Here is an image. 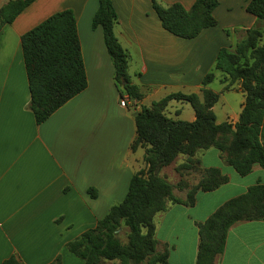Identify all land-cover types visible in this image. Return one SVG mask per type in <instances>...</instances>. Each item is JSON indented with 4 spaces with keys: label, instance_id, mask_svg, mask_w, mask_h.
Listing matches in <instances>:
<instances>
[{
    "label": "crops",
    "instance_id": "1",
    "mask_svg": "<svg viewBox=\"0 0 264 264\" xmlns=\"http://www.w3.org/2000/svg\"><path fill=\"white\" fill-rule=\"evenodd\" d=\"M8 2L0 0V8ZM112 2L118 16L115 34L129 55L128 74L141 94L135 101L139 106L118 88L103 29L93 28L98 0H36L0 31V264L12 256L23 264H54L57 259L60 264H85L67 244L123 202L134 174L145 168V148L132 150L135 114L141 106L151 107L176 93L202 97V91L209 90L219 95L213 107L217 123L239 120L245 103L241 82L231 84L220 71L214 72L220 89H212L215 80L206 86L203 80L216 66L219 51L234 47L243 38L240 33L245 35L258 24L245 10L249 0H220L214 12L218 25L192 40L164 30L152 0ZM159 2L180 3L190 10L196 0ZM64 10H72L77 20L88 86L38 125L29 109L21 37ZM227 28H233V36L226 34ZM132 69L137 71L132 74ZM230 94L239 97L236 111L227 98ZM165 114L175 121L196 120L192 105L182 101H171ZM186 159L180 155L160 176L176 185L165 171ZM195 159L200 169L221 170L229 183L213 192H199L194 207L170 203L155 217L157 252L168 253L169 264H196L199 224L249 187L264 184L262 168L255 166L241 177L215 148L199 151ZM200 178L201 174L195 185ZM175 195L184 200L187 190L177 189ZM217 264H264V221L233 226Z\"/></svg>",
    "mask_w": 264,
    "mask_h": 264
},
{
    "label": "trees",
    "instance_id": "2",
    "mask_svg": "<svg viewBox=\"0 0 264 264\" xmlns=\"http://www.w3.org/2000/svg\"><path fill=\"white\" fill-rule=\"evenodd\" d=\"M36 0H11L0 8V31ZM99 8L93 28L101 27L104 41L115 69V82L129 99H141L128 74L129 55L120 44L115 26L117 12L112 0H98ZM220 0H196L190 10L180 3L165 6L152 0V7L164 30L175 37L192 40L205 29L218 25L214 16ZM246 12L257 25L246 31L234 47L222 48L215 70L222 72L231 84L241 82L245 103L238 122L217 123L213 107L219 95L203 90L197 94H171L141 106L135 117L137 137L132 150L145 148V168L134 174L123 202L112 206L97 225L67 244V249L85 264H169L168 253L157 252L155 217L167 211L168 205H196L199 192H213L229 183V177L217 168L201 169L200 181L194 186L171 184L160 171L173 164L180 155L188 157L178 167L179 173L200 167L195 156L199 151L215 148L227 164L241 177L255 166L264 171V0H249ZM21 45L30 90L29 109L38 125L87 89L88 80L83 60L77 20L72 10L58 12L21 37ZM216 78L214 72L203 80L206 86ZM126 83V85H124ZM171 101L192 105L194 122L175 121L166 116ZM187 190L184 200L175 190ZM94 190L89 193L94 196ZM264 221V184L258 183L247 192L230 199L204 223L199 224V247L196 264H217L225 252L229 230L239 223ZM127 241L122 242V229ZM4 264H23L16 256ZM54 264H60L57 259Z\"/></svg>",
    "mask_w": 264,
    "mask_h": 264
},
{
    "label": "rangeland",
    "instance_id": "3",
    "mask_svg": "<svg viewBox=\"0 0 264 264\" xmlns=\"http://www.w3.org/2000/svg\"><path fill=\"white\" fill-rule=\"evenodd\" d=\"M4 1H10V0H4ZM257 26L258 27H260V25L259 24H257ZM226 34L228 35V36H233V28H227L226 30ZM240 36H242V37H244V35H243V33H240ZM231 40H233L232 38H231ZM262 44H264V38H263V41H262ZM134 71H137V70H135V69H132L131 70V73L133 74L134 73ZM212 72H215V73H217L218 71L217 70H215V66L213 67V70L210 72V73H212ZM219 73V72H218ZM212 89H215V90H218V89H220L221 87H222V85H221V83H220V80H218V79H216L213 83H212ZM227 98H229L230 99V102H231V106H232V109H233V111L235 110H237L238 109V103H239V97L237 96V95H235V94H230V95H228L227 96ZM176 104V103H175ZM223 105V103H220V105H219V109L220 108H222L221 106ZM189 106V105H188ZM189 108H191V107H189ZM227 110H229V112H231L230 111V109H227ZM171 109L169 110V113H171ZM218 113V112H217ZM170 115V114H169ZM223 117H222V115L219 113L218 114V119L219 120H221ZM182 156V155H181ZM187 157V156H186ZM177 160V159H176ZM187 160H188V157H187V159H186V161L184 162V163H182V164H180V165H183V164H185L186 162H187ZM196 160V159H195ZM178 162H180V161H178ZM179 165V166H180ZM178 166V167H179ZM178 167L177 168H174L173 166L172 167H170V168H167L166 169V174L168 175L167 177H169V179H170V181L171 182H173V181H175L177 184L175 185V186H177V185H179V184H182V185H188V186H194L195 185V183H196V181H197V179L200 177V174H201V169L198 167V168H196V171H193V172H184V173H179L178 172ZM127 229L126 228H124V229H122V232H121V235H120V239H121V241L122 242H126L127 241Z\"/></svg>",
    "mask_w": 264,
    "mask_h": 264
},
{
    "label": "built area",
    "instance_id": "4",
    "mask_svg": "<svg viewBox=\"0 0 264 264\" xmlns=\"http://www.w3.org/2000/svg\"><path fill=\"white\" fill-rule=\"evenodd\" d=\"M121 105H122V106H126V102H125V101H122V102H121Z\"/></svg>",
    "mask_w": 264,
    "mask_h": 264
},
{
    "label": "water",
    "instance_id": "5",
    "mask_svg": "<svg viewBox=\"0 0 264 264\" xmlns=\"http://www.w3.org/2000/svg\"><path fill=\"white\" fill-rule=\"evenodd\" d=\"M124 85H126V83H124ZM132 100H134V99H132ZM137 115H138V113L135 114V116H137Z\"/></svg>",
    "mask_w": 264,
    "mask_h": 264
}]
</instances>
